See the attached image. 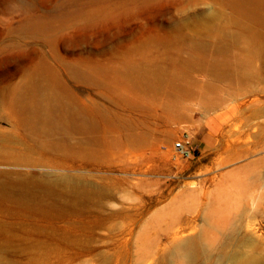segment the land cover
<instances>
[{
	"label": "rangeland",
	"instance_id": "1",
	"mask_svg": "<svg viewBox=\"0 0 264 264\" xmlns=\"http://www.w3.org/2000/svg\"><path fill=\"white\" fill-rule=\"evenodd\" d=\"M263 112L264 0H0V173L33 182L0 194V264H179L142 263L136 238L158 249L190 192L213 206L257 169L263 201ZM179 139L198 155L176 156ZM64 176L81 195L49 185Z\"/></svg>",
	"mask_w": 264,
	"mask_h": 264
},
{
	"label": "bare ground",
	"instance_id": "2",
	"mask_svg": "<svg viewBox=\"0 0 264 264\" xmlns=\"http://www.w3.org/2000/svg\"><path fill=\"white\" fill-rule=\"evenodd\" d=\"M254 103L258 104L259 102H254ZM251 106L253 107V105ZM218 122H223V121H221V119L219 118ZM236 123L239 124L238 122ZM236 123L233 124V128L231 126L230 130L225 132V134L223 132L221 135H223V137H225L227 134L241 135L242 132L240 126L242 124L239 126ZM210 125H212V127L215 128L216 133L219 132L217 130L218 124L213 122V124L211 123ZM253 126L255 125H252L251 127ZM244 128L246 129V127ZM253 136L254 138L258 137L259 136L258 131L254 132ZM238 146L243 148L242 153L245 155L255 153L260 148L259 143L257 141H253L252 135L249 134L246 135L245 140L243 141L239 140ZM261 147H264V145ZM262 150H264V148H262ZM232 158L233 156L231 157V159ZM262 159L263 160L261 161L263 164L264 158ZM6 160L7 159L5 157L0 156V162ZM229 161L230 160L227 161L223 160L218 165H224ZM23 165L26 164L24 163ZM27 166H35V165L29 162L27 163ZM253 171H250V173ZM14 175L16 177H14ZM13 177L15 180L9 181V179ZM260 177H261V171H258L257 169V172L252 177L249 176L247 179L238 178L239 179L238 181L236 179V181L225 182L226 184L224 183L225 184L224 188L225 189L227 188L230 191L226 190L224 200H222V198L221 199L218 198L215 201L213 200L214 201L213 206L211 205V202L208 199H206V197H201L203 195L200 194L199 196H196L198 193L196 194V192L194 191L190 192L189 194L190 197L195 200V204L192 201L194 207L191 215L187 216L184 219L178 217V219H176L174 223L171 224L170 227H157L155 229V234L158 239V243H156V246L159 248L156 250H150L148 249L147 246L146 248H144V241L147 242V240H149L147 231H145L144 234L139 235V237H137L135 240L136 250H137L136 256L142 259L141 261L142 263L153 259L156 260L157 258L158 259L162 258L164 261L165 259H167L165 258V255L168 254L167 256L169 258L173 259V261L179 264H203V263L204 264H228V263L264 264V248L261 246V243L264 239L262 238V235L259 234L260 231L264 229V227L263 226L254 227L255 225L253 226L252 224V219L253 221L255 220L254 218H256L255 216L256 213L261 212V204L264 203V200L261 201L263 193L262 194H260V192L258 193L261 187ZM20 178H22L20 175L14 173L1 172L0 180L3 179V181H0V194L6 193L8 188L9 190H12V192L13 189L16 190L17 192H19V195H21L22 192L26 193L29 185L33 182L28 183L29 179H20ZM37 180H36L37 182L41 181L42 183L45 184L46 180H48V177L46 175H42L41 177H37ZM49 181H51L49 184L51 186L56 185V183L57 184L62 183L66 185L68 189L73 188V190L75 189L76 194L81 195V191L77 190V187L78 185H80V183L77 182L75 183L72 179L68 177L64 176L63 178L57 180H49ZM76 184H78L77 187ZM1 197L3 196L1 195ZM208 207L212 209L215 208L217 211L214 212L209 208L210 211L208 214L211 215V219L208 218L205 212V210L207 211ZM143 208L144 205L139 206V210H142ZM142 213L143 212H138V215H142ZM117 216L118 218H122L123 214L121 212H118ZM259 216L261 217V215ZM200 217L201 220L204 222V225L197 227V225H195L193 222L196 221L195 219H198ZM132 221L135 224V219ZM133 231L134 228L128 229L127 232L128 239H126V241L127 240L131 241V239H133L134 237ZM162 241H165L166 243L164 244L160 243Z\"/></svg>",
	"mask_w": 264,
	"mask_h": 264
},
{
	"label": "built area",
	"instance_id": "3",
	"mask_svg": "<svg viewBox=\"0 0 264 264\" xmlns=\"http://www.w3.org/2000/svg\"><path fill=\"white\" fill-rule=\"evenodd\" d=\"M172 149L176 156L183 159H192L198 155L197 148L193 147L188 140L179 139L172 145Z\"/></svg>",
	"mask_w": 264,
	"mask_h": 264
},
{
	"label": "crops",
	"instance_id": "4",
	"mask_svg": "<svg viewBox=\"0 0 264 264\" xmlns=\"http://www.w3.org/2000/svg\"><path fill=\"white\" fill-rule=\"evenodd\" d=\"M216 124H217V123H216ZM216 127H217V126H216ZM208 128H209V130H210V132H211L212 134H216V130H215V128L212 127V125H209ZM218 128H219V127H218ZM210 143H211V140H210V139L207 140V145H210Z\"/></svg>",
	"mask_w": 264,
	"mask_h": 264
}]
</instances>
